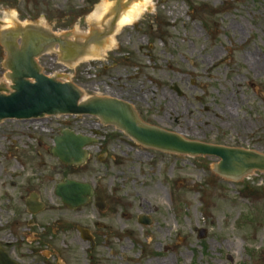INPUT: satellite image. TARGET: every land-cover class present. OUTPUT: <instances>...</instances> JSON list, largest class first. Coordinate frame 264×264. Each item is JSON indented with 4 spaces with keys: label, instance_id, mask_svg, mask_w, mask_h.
I'll list each match as a JSON object with an SVG mask.
<instances>
[{
    "label": "rangeland",
    "instance_id": "rangeland-1",
    "mask_svg": "<svg viewBox=\"0 0 264 264\" xmlns=\"http://www.w3.org/2000/svg\"><path fill=\"white\" fill-rule=\"evenodd\" d=\"M103 1L0 0V32L12 18L34 28L48 21L60 36L91 37L89 20ZM145 9L118 31L104 59L72 67L47 53L42 73L75 85L85 101L127 102L140 121L187 141L264 155V0H152ZM6 58L0 43V86L8 91ZM65 129L96 137L78 169L50 154ZM217 163L143 148L89 116L51 118L42 129L3 122L1 223L11 216L9 198L24 184L14 179L11 189L13 172L29 180L23 195H40L55 217L66 214L52 199L63 178L102 189L107 209L99 214L91 202L73 216L95 234L93 247L75 225L65 237L56 232V239L0 246L20 264H264V174L234 182L213 171ZM190 179L195 186H184ZM139 216L151 224L143 226ZM201 230L204 239H198Z\"/></svg>",
    "mask_w": 264,
    "mask_h": 264
},
{
    "label": "water",
    "instance_id": "water-1",
    "mask_svg": "<svg viewBox=\"0 0 264 264\" xmlns=\"http://www.w3.org/2000/svg\"><path fill=\"white\" fill-rule=\"evenodd\" d=\"M132 1L136 0H109L105 13L98 20L95 32L97 34L107 32V36L100 37L99 42L95 41L91 46L99 45L105 52L113 47L117 28L127 7L133 3ZM16 25L20 26V23L14 19L8 26L9 29H14ZM41 25V28L48 33L53 32L48 21ZM111 28L112 34L108 32ZM4 37L6 40L4 39L3 46L7 52L5 69L9 71L7 78L12 82V85L9 93L5 87L0 86V122H7L5 120L9 119H42L44 116L88 115L99 119L106 126L111 125L119 131L125 132L136 143L154 150L157 149L164 154L168 152L169 154L187 155V157L201 155L200 157L217 158L219 163L215 165L214 172L233 181L243 180L248 174L256 171L264 173V156L257 152L232 150L200 142L184 141L179 135L145 125L138 120L129 104L121 100L97 98L82 102L81 92L75 86L70 83L62 84L53 78L48 79L40 73V69L34 61L53 45H58L60 51L67 55L71 49L76 50L77 52L73 55V59H75L84 54L91 41H88L84 47H72L52 35L47 36L41 30L32 29L20 30L16 35L5 32ZM17 38L20 40L19 48L15 41ZM41 59H46L45 55ZM73 59L69 61H73ZM175 90L178 91L177 88ZM82 96H84L83 93ZM61 135V137L55 138L54 148L51 150L52 156L58 158L66 166L84 165L89 157L85 148L95 140L89 136L75 135L68 130L63 131ZM184 186L193 187L195 186L194 181H184ZM56 191L62 202L71 208L85 205L88 203L87 197L91 195L89 186L72 181L59 185ZM99 200L100 203L97 206L102 210L104 204L101 198ZM139 221L143 225L150 224V221L143 217H140ZM205 233V230H201L198 239H204ZM0 264H14L2 249H0Z\"/></svg>",
    "mask_w": 264,
    "mask_h": 264
},
{
    "label": "flooded vegetation",
    "instance_id": "flooded-vegetation-1",
    "mask_svg": "<svg viewBox=\"0 0 264 264\" xmlns=\"http://www.w3.org/2000/svg\"><path fill=\"white\" fill-rule=\"evenodd\" d=\"M48 121L49 120L47 119H42V121L37 122V124L41 125V129H42L43 123H48ZM17 123L27 124L32 127L33 126L32 124H34L35 121L33 120L20 121ZM22 165H24L23 162L21 163L20 161H17V166H22ZM67 168L72 169V170L75 169L73 167H67ZM17 178L24 179V184L23 186H19L16 188L19 190L18 192L19 194H17V196H15L14 198H11V197L9 198L11 216L6 217L2 221V223L0 221V229L4 227L3 230L1 229L0 231V244L56 239V236H54L56 232L62 235L63 237H65L66 235H70V233L73 230L71 226H74V225H75L74 228H75V231L78 237L82 236L80 235V231H81L80 226L78 224H75L73 220V216L78 213V209L72 210V209H68L67 207H65L63 203L61 202L60 197L57 196L56 193L54 192V194H52L53 196L52 199L55 201L58 200V202L60 203V207L66 213L62 215V218H60L61 215L58 217H55L54 215H52L54 209L51 207H50L51 209H49V207L46 206V203L43 201L40 195H38L37 193L35 194L27 193L23 195V190H25L28 187V183H29V180L26 177L24 178L22 177V175H19L18 173L13 172L12 176L9 177L11 189L12 188L14 189V184L16 183L14 182V179H17ZM67 179L63 178L62 182L67 181ZM93 186L95 188L97 187L95 185ZM95 188H93L94 192L91 197L92 201H95L97 198L96 197L97 190ZM104 200H105V196H104ZM44 215L45 217L43 218ZM38 228H42L43 230L41 231V234L34 236L36 232H40L38 231ZM8 229L9 231H7ZM84 230H85L84 233L86 234V236H91L93 238V235H95L94 233H91L88 229H84ZM3 231H7V232H5L1 236V232ZM93 246H94V241H93ZM14 260H17V259H14ZM17 261L20 264V260H17Z\"/></svg>",
    "mask_w": 264,
    "mask_h": 264
},
{
    "label": "bare ground",
    "instance_id": "bare-ground-1",
    "mask_svg": "<svg viewBox=\"0 0 264 264\" xmlns=\"http://www.w3.org/2000/svg\"><path fill=\"white\" fill-rule=\"evenodd\" d=\"M151 1L152 0H137L136 2H133L132 4H130L127 7L126 13L124 14V16L121 19V23L118 26L116 33H118V31H120L123 28H126L129 25L135 24L138 21V19L143 15L144 11L146 10L145 8L149 6ZM108 2H109V0H104L101 5L97 6L94 9L93 15L91 16V18L89 20V23H90L89 25L91 27V31H93L94 33L96 32V29H97L98 20L105 13V9L107 7ZM11 20H13V19L12 18L6 19V21H9L8 23H10ZM8 25L9 24L5 25V26H7L6 28H9ZM62 36H65V35H62ZM81 36H83V35H80L77 32H75L74 34H72V36L71 35L69 36V39L72 40V38H75L77 40H81L82 39ZM115 45L116 44L114 41L113 47ZM110 50H111V48L106 50V52H105L99 47V45L91 46L88 50L89 54H85L84 57H82L81 59H79L76 62H74L73 64H71V66L73 67L74 65H77V64H83L85 62H92V61L104 59L105 57H107L106 54ZM55 52H56V50L53 49V53H55ZM180 135L182 136V134H180Z\"/></svg>",
    "mask_w": 264,
    "mask_h": 264
}]
</instances>
